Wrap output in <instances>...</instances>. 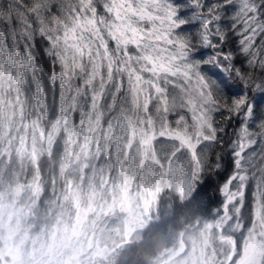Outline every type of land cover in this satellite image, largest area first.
Wrapping results in <instances>:
<instances>
[{"label": "snow or ice", "instance_id": "snow-or-ice-1", "mask_svg": "<svg viewBox=\"0 0 264 264\" xmlns=\"http://www.w3.org/2000/svg\"><path fill=\"white\" fill-rule=\"evenodd\" d=\"M4 83L31 106L33 159L37 134L135 152L202 204L226 173L220 264H264V0H0Z\"/></svg>", "mask_w": 264, "mask_h": 264}, {"label": "rangeland", "instance_id": "rangeland-1", "mask_svg": "<svg viewBox=\"0 0 264 264\" xmlns=\"http://www.w3.org/2000/svg\"><path fill=\"white\" fill-rule=\"evenodd\" d=\"M69 148L73 178L53 197L40 203L39 181L0 187V264H114L156 219L164 190L181 197L188 192L175 169L145 166L135 152L121 154L114 175L102 176L94 148L90 153L79 145ZM212 223L180 232L152 264H220L226 248Z\"/></svg>", "mask_w": 264, "mask_h": 264}, {"label": "trees", "instance_id": "trees-1", "mask_svg": "<svg viewBox=\"0 0 264 264\" xmlns=\"http://www.w3.org/2000/svg\"><path fill=\"white\" fill-rule=\"evenodd\" d=\"M21 104L25 114L23 121ZM0 110L3 113V116H0V187L20 184L25 186L39 181L42 187V203L56 195L63 187L64 180L72 177L69 145L59 142L55 149L51 150V146L40 142L37 134L33 159V132L30 126L33 119L32 109L24 99V94H20L18 103L16 92H9L7 83L0 84ZM22 140L26 141L27 150L23 147ZM120 155L114 152L111 159L101 157L97 161L100 166L99 175L113 176ZM8 156L10 160L6 158ZM93 163L94 160H90L89 169ZM226 175L213 174L211 179L199 188L198 196L203 204L193 200L189 191L186 196L181 197L172 190H164L158 201L156 219L142 231L140 239L125 245L114 264H152L161 251L176 243L180 232L212 220L209 213L220 206L222 199L217 187Z\"/></svg>", "mask_w": 264, "mask_h": 264}, {"label": "bare ground", "instance_id": "bare-ground-1", "mask_svg": "<svg viewBox=\"0 0 264 264\" xmlns=\"http://www.w3.org/2000/svg\"><path fill=\"white\" fill-rule=\"evenodd\" d=\"M40 183V182H39Z\"/></svg>", "mask_w": 264, "mask_h": 264}]
</instances>
